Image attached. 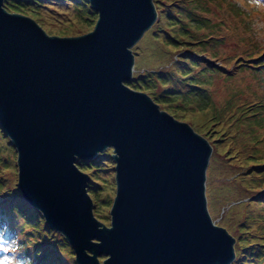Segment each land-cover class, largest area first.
I'll return each instance as SVG.
<instances>
[{
	"label": "water",
	"instance_id": "water-1",
	"mask_svg": "<svg viewBox=\"0 0 264 264\" xmlns=\"http://www.w3.org/2000/svg\"><path fill=\"white\" fill-rule=\"evenodd\" d=\"M5 1L0 125L18 153L22 195L63 234L76 262L231 264L238 237L208 203L215 143L128 84L134 47L158 20L157 0H88L94 29L67 33H50ZM110 147L117 187L108 225L78 161Z\"/></svg>",
	"mask_w": 264,
	"mask_h": 264
},
{
	"label": "rangeland",
	"instance_id": "rangeland-1",
	"mask_svg": "<svg viewBox=\"0 0 264 264\" xmlns=\"http://www.w3.org/2000/svg\"><path fill=\"white\" fill-rule=\"evenodd\" d=\"M11 1L20 11L37 15L50 33L92 31L98 19L87 0ZM157 5L158 20L134 47V79H141L139 87L166 111L215 143L207 173L211 215L238 237L231 264H264V67H251L264 54V44L252 27L257 12L236 0H157ZM188 56L198 61L190 72L207 73L197 79L188 76L196 79V86H189V81L177 84L171 74L165 77L174 82L168 87L155 79L179 68L177 63ZM148 76L152 84L145 82ZM17 157L1 127L0 211L11 226H2L0 237L9 240L12 230L13 243L32 264H78L63 234L22 195ZM86 161L94 164L86 171L101 220L110 225L117 187L113 148Z\"/></svg>",
	"mask_w": 264,
	"mask_h": 264
},
{
	"label": "trees",
	"instance_id": "trees-1",
	"mask_svg": "<svg viewBox=\"0 0 264 264\" xmlns=\"http://www.w3.org/2000/svg\"><path fill=\"white\" fill-rule=\"evenodd\" d=\"M32 1V3H34V2H39L40 0H31ZM78 1V0H77ZM87 2H88V0H87ZM79 3V2H78ZM14 4H13V1H11V0H6L5 1V7L9 10V11H11V12H19V13H21V11L19 10V9H17V8H15L14 6H13ZM31 6V5H30ZM85 9H87L86 7H84ZM77 9H80L81 10V8H80V5H78V7H77ZM23 13V12H22ZM24 14V13H23ZM257 48V47H256ZM264 49V46L262 47V49L261 50H263ZM258 51H260V50H258ZM254 59V58H253ZM245 62V61H244ZM257 62H260V63H257L256 65H251V67L254 69V70H260V71H262V67H264V54H261L260 56H257ZM197 63H198V61L197 60H195L194 58H191V57H186L185 58V60H182L181 62H179V63H177L180 67L178 68H175L174 67V70H172V71H170V72H166V73H162V74H160V75H156L155 77V79H157V81L159 82V83H161V84H164V85H162L163 87H168V86H170V85H173V81H168L167 80V78H165V77H168V75H172L174 78H175V81H176V83L178 84V83H181V82H183V83H185L184 81H189V86L190 85H192V86H196V79L198 78V77H203V76H205L207 73L205 72V71H202V69L197 73V74H193L192 72H190L189 70H191V69H197ZM253 63H256V62H253ZM183 70H185V71H183ZM187 70V71H186ZM187 72H188V74H187ZM191 74H193V75H191ZM193 76V77H195L196 79H188V76ZM140 78H142V77H140ZM152 81H154V79L152 78V76H148V78H147V80H145V82H147L148 84H152ZM167 81V82H166ZM129 84V86H131L132 88H134V89H136V90H141V88L139 87V85L140 84H142V81H141V79H139L138 77H136V79H134V77H133V79L128 83ZM142 91H145V90H142ZM157 93V92H156ZM158 94V93H157ZM159 95V94H158ZM169 96H170V94H169ZM256 113H258V112H256ZM252 115H254V116H256L257 114H255L254 112L252 113ZM0 129H1V127H0ZM78 165H79V167L83 170V171H85V172H87L86 170L87 169H90L94 164L93 163H91V162H87L86 160H81V161H78ZM88 173V172H87ZM90 187V186H89ZM92 188V187H91ZM93 192V191H92ZM90 193H91V191H90ZM92 194V193H91ZM14 206H12V208H13ZM40 212V214H41V216L43 215L42 213H41V211H39ZM6 215L7 214H5L3 211H0V229H1V227L2 226H5L6 227V224L8 223V224H10V222L7 220V218H6ZM15 215L16 216H18L19 217V213L18 212H16L15 213ZM44 217V216H43ZM37 218V217H36ZM43 219H45V218H43ZM10 226H11V224H10ZM7 228V227H6ZM12 228V227H11ZM1 231H2V229H1ZM8 233V232H7ZM10 237H9V239L10 240H12V242H13V238H14V236H13V232H12V230L10 231ZM5 238V237H4ZM6 240V239H5ZM7 241V240H6ZM22 252H24V250L23 251H21V249L19 248V252H18V255H20L21 257H23V253Z\"/></svg>",
	"mask_w": 264,
	"mask_h": 264
},
{
	"label": "clouds",
	"instance_id": "clouds-1",
	"mask_svg": "<svg viewBox=\"0 0 264 264\" xmlns=\"http://www.w3.org/2000/svg\"><path fill=\"white\" fill-rule=\"evenodd\" d=\"M236 3L247 10H256L252 27L256 31L258 41L264 44V0H236ZM18 245L12 240L0 237V264H32L31 259L18 255Z\"/></svg>",
	"mask_w": 264,
	"mask_h": 264
}]
</instances>
